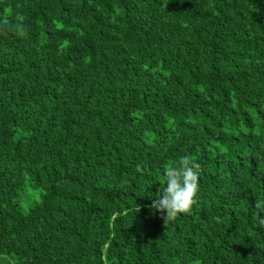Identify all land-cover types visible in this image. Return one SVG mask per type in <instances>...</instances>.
<instances>
[{
    "label": "trees",
    "instance_id": "16d2710c",
    "mask_svg": "<svg viewBox=\"0 0 264 264\" xmlns=\"http://www.w3.org/2000/svg\"><path fill=\"white\" fill-rule=\"evenodd\" d=\"M257 201L264 0H0V264H264Z\"/></svg>",
    "mask_w": 264,
    "mask_h": 264
},
{
    "label": "clouds",
    "instance_id": "9594fccd",
    "mask_svg": "<svg viewBox=\"0 0 264 264\" xmlns=\"http://www.w3.org/2000/svg\"><path fill=\"white\" fill-rule=\"evenodd\" d=\"M136 171L143 173L145 169L137 164ZM199 171L200 164L189 156H181L165 167L164 181L149 207L161 213L166 226L180 214H191L192 206L197 203ZM254 208L255 222L264 228V201H257Z\"/></svg>",
    "mask_w": 264,
    "mask_h": 264
}]
</instances>
